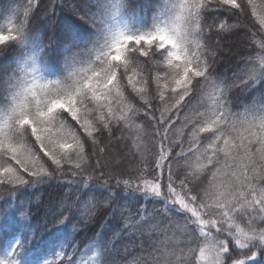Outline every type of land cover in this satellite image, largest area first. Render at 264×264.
I'll return each instance as SVG.
<instances>
[{"label": "snow or ice", "instance_id": "obj_1", "mask_svg": "<svg viewBox=\"0 0 264 264\" xmlns=\"http://www.w3.org/2000/svg\"><path fill=\"white\" fill-rule=\"evenodd\" d=\"M38 6L0 21V51L19 50L0 66V184L16 186L0 264H264V39L231 79L217 73L227 37L264 36V2L52 0L45 15L74 23L47 43L30 34ZM65 176L76 191L38 231L37 186ZM97 208L109 215L84 259L74 237Z\"/></svg>", "mask_w": 264, "mask_h": 264}, {"label": "trees", "instance_id": "obj_2", "mask_svg": "<svg viewBox=\"0 0 264 264\" xmlns=\"http://www.w3.org/2000/svg\"><path fill=\"white\" fill-rule=\"evenodd\" d=\"M67 2V0H65ZM254 2L259 5L264 0H254ZM52 3V0H38V7H34V11L30 16L29 21V29L30 34L33 35L37 42L47 43V36L51 35L53 31H60L64 29L66 26L74 23V20L69 16L66 11L61 10L59 7L56 8L57 16L55 18H51L50 14L45 15L46 10L49 5ZM11 5L13 8H19L22 10L27 5V0H0V21L4 18L5 8L6 6ZM247 23V21H245ZM49 24L51 27L49 28ZM257 27H259L258 21H256ZM250 29V33L246 34V31H239L235 35H231L227 37L224 42V51H218V66L217 73L220 77H227L231 79L234 73H236L239 69L243 67L242 58L247 56L248 54H257L259 53V44L258 41L264 39V36L261 35L260 32L257 31V28L251 27V25L247 26ZM219 39L215 34L212 37V43L214 44L215 40ZM19 55V50L16 48H9L0 51V66L9 65L11 63V68L9 71L15 68L14 57ZM4 73L0 72V75ZM120 135V133H117ZM128 135V133H125ZM103 146V144H101ZM125 147L123 144H118L116 146V150ZM67 170V167L66 169ZM27 178V176L25 177ZM71 180L70 176H65L57 182H50L45 185H38L37 188L39 190L38 194L42 199V203L40 205L41 211L36 213V220L34 227L40 231L42 230L44 220L46 217L44 216V211L47 210L49 212L56 211V204L59 197L63 195V193L71 192L75 193L76 189L73 185L66 183L65 181ZM15 195L16 186L11 184H0V201L7 198L9 194ZM99 195V194H97ZM68 199L74 200V195H70ZM129 208L132 213H135L136 209L141 205L134 202H129ZM148 209L151 210L153 207H160L159 205H147ZM94 211L97 213V217L95 220L94 226L88 228L86 231L80 232L78 235L74 237L75 241L79 242L80 248L83 249L82 257L87 259L91 257L96 251V245L92 240L94 234L98 232L101 222H103L106 217L109 215V210L97 208ZM80 216H85L87 213V209L80 204L75 205L72 213L70 215L75 216L76 214ZM69 214V213H66ZM108 223L111 225L114 222L109 220ZM73 237L70 235L68 238V244L72 243ZM139 241H137L138 243ZM91 247V251L87 249ZM131 258H135L137 256V252L134 249V246L130 244L127 253ZM50 259H56L55 256L49 257Z\"/></svg>", "mask_w": 264, "mask_h": 264}]
</instances>
